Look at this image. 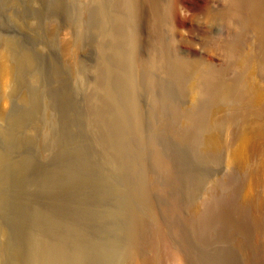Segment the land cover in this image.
<instances>
[{
  "label": "bare ground",
  "instance_id": "bare-ground-1",
  "mask_svg": "<svg viewBox=\"0 0 264 264\" xmlns=\"http://www.w3.org/2000/svg\"><path fill=\"white\" fill-rule=\"evenodd\" d=\"M63 1L0 2L2 13L16 8L10 19L24 30V37L18 30L13 32L25 38H14L4 25L10 19L1 15V26L13 38L7 29H0V264H249L259 260L257 252L258 259L248 257L258 251L251 247L254 241L249 240L254 238L248 229L249 233L244 230L249 242L238 238L246 246L253 244L247 247L253 249L250 252L245 245L239 244L243 249L236 245L238 239L230 231L240 227L242 234L241 226L253 229L249 225L260 217L264 203V0H89L88 11L77 3L71 17L72 9H66L76 2L65 8ZM83 10L89 14L86 24L94 36L88 35L96 40L99 58L88 54L92 65L96 60L95 76L87 78L89 89L77 88L89 90L84 98L78 92L84 100L77 101L67 69L63 74L64 66H57L62 61H54L58 56L54 57V50L59 47L64 58L76 52L73 48L78 44L70 46V40L79 33L71 28L76 36L71 35L66 25L79 22V26ZM63 11L65 20H71L60 25L66 24L63 27L72 38L63 39V33L57 39L59 46L54 38L52 48L42 38L40 25L61 20ZM198 27H208L212 36H203L206 30L197 35ZM194 38L203 40V45ZM208 38L220 42V47L210 50L214 46L207 44L212 46L207 49ZM184 44L191 47L183 49ZM50 49L53 55L45 56L43 51ZM83 72L80 69L78 76ZM22 92L24 98L16 99ZM3 112L10 114L5 117ZM51 125L54 138L47 133ZM28 129L36 136L31 139H40L35 144L25 136L34 144L29 146L32 150L27 149L31 142L22 138ZM86 129L99 138L101 147L93 138L96 146L92 142L87 147L85 141V148L83 141L84 148L72 145L71 150V142L89 135ZM48 135L55 144L61 143L58 148L64 144L68 145L63 149L71 148L62 153L55 147L62 154L53 156L52 163L47 160L55 151L48 152L51 159L47 160H42L46 152H40L51 147ZM37 144H42L41 149L35 148ZM34 148L42 159L34 156ZM113 162L120 171L111 174L101 167ZM230 169L233 173L236 169L241 186L245 184L239 186L241 199L253 200L257 208L249 209L251 221L245 212L239 215L246 224L250 221L247 226L238 216L242 212L238 220L234 217L240 204L234 207V199L216 197L217 190L224 194L232 182L241 183L236 174V181L229 180V174L221 179ZM211 185L216 186V196L209 192L215 190ZM208 192L214 196L206 198ZM251 209L259 212L256 220ZM210 228L216 237H209L214 236ZM260 247L256 248L260 251ZM263 261L261 256L257 262Z\"/></svg>",
  "mask_w": 264,
  "mask_h": 264
},
{
  "label": "rangeland",
  "instance_id": "rangeland-1",
  "mask_svg": "<svg viewBox=\"0 0 264 264\" xmlns=\"http://www.w3.org/2000/svg\"><path fill=\"white\" fill-rule=\"evenodd\" d=\"M1 1H3V0H0V2H1ZM69 1H70V2H69ZM74 1L76 2L75 5H73V6L70 5L71 3L74 4ZM88 1H89V0H72V1H71V0H64V1H63V2H64L63 6H64L65 8H66V6H69V5L72 6V7L69 6V7H67V9H66L67 11H69L68 8H69V9H72V10L69 12V13H70L69 16L71 17V16H73L72 14L75 13L73 10L77 9V8H76L77 3H78V4H81L82 7L85 6V9H84V7H83V9H84V10H87L86 7L88 8V6L90 5V3H88ZM107 1H108V0H107ZM67 2H69V3H67ZM82 2H83V3L85 2L87 5H86V4L83 5ZM66 4H68V5H66ZM0 6H1V4H0ZM9 8H10V9L6 10L7 12H3V13H2V10H0V11H1V12H0V18H2V17L4 16V17H6V19L8 20V18L10 19V18L15 14L14 12L16 11V8H15V9H14V7H9ZM84 10H83V11H84ZM13 11H14V12H13ZM87 11H88V10H87ZM10 12H11V13H10ZM210 12H212V13L214 14L213 10L210 11ZM5 13H6V14H5ZM8 13H9V14H8ZM60 13H61V14L63 13V14L66 15V12H65V11L60 12ZM71 13H72V14H71ZM212 13H210L209 16L212 15ZM3 14H5V15H3ZM63 14L59 16V17L62 18L61 20L58 19L59 17H57L58 20L55 19V20H57V21H54V20H53V22H51L52 20L49 22V20L47 19L48 21H44V23H43V27H42V25H40V26H41L40 29H42V30H40V31H41V35L44 34V36L42 35V36H43L42 38H43V39L45 38L44 41H47V42H48V40H49V42L52 43V44H51V46H53L52 48H54V47L56 46V42H57V45L59 46L60 41L57 40V39H59V37L61 38V36L64 35L63 33H65L66 35H64V36L62 37L63 39L66 37L65 39H67V40L69 41V39H71V38L73 37V39H71L72 41L70 40V42H72V43L69 42V43H70V46H73V45H71V44H74V43H75V44H78V45H76V46H75V44H74V46L76 47V49H75V47H74L73 49L76 50V52H74V50L72 51V52H74V53H72L73 56H70L71 53L68 52V53H70L69 56H67L68 59H67L66 57L64 58L63 55H61V54H62V53L60 52L61 49H59V47L57 48V46H56V50L59 49L60 51H59V50H57V51L54 50V52H55V53H54V52L50 49V52H49L48 50H45V51H43V52H44V55H45V54H46V55H47V54H52V55H53V53H54V57H55V55H56V56L58 55L57 58H55L54 61H55V63L57 62L56 64H58V61H62V63L60 64V62H59V65H57V66H58V67H60L61 65L64 66V67H63V66L60 67V68H62V67L64 68V70H63V71H64L63 74H65V71H66V69H67V71H66V74H67L66 78H67V77H68V78L70 77L69 79H67V81H68V82H69V81L72 82V83L69 82V83L71 84V85H70V84H69V85H70L71 89H73V88L75 89V91H76V93H77V95H78V99H77V101H79V97H80V96H81V97L83 96L82 98L86 97V93H85V92L89 91V90H87V89H89V88H88V86H87L85 83L87 82V78H88V81H89V77H88V76H90V80H93V78H92L91 76H93V77L95 76V74H93V71H94L95 69L93 70V67H92V66L96 64V60H95V59H96V58L98 59V58H99V55L97 54L98 57H97V55H96V53H97L96 51H97V50H95V49H96V46H97V45L95 44V41H96L95 38H94V41H93V39L91 40V38H92L94 35L92 34V31H91V30H90V32L88 31L90 25H88V27H87V24H86V23H87L86 21H88V17H87V16L89 15L88 12H86V11H84V13L82 12V17H81V21H80V22H82V23H84V24L80 23V25L82 24L81 26H80V25L77 26V25L79 24V22L77 23V25L72 24L71 26H70V25L67 26L65 23L68 24V23L70 22L71 19L68 20V22H67V20H65V19H67L68 17H67V15H66V16H63ZM1 15H2V17H1ZM9 15H10V16H9ZM7 16H8V18H7ZM63 17H64V18H63ZM65 17H67V18H65ZM210 17H212V16H210ZM85 18H86V20H84ZM63 19H64V20H63ZM209 19H211V18H209ZM0 20L2 21V19H0ZM1 21H0V22H1ZM9 21H10V22H9ZM62 21H63V22L66 21V22L64 23V25L61 26L60 24H62ZM45 22H46V23H45ZM55 22H57V23H55ZM59 22H61V23H59ZM9 23H10V24H9ZM14 23H15V22H14V21L11 22V19H10V20L6 21V23H4V25L7 26V28H8L9 30L11 29L10 31H11V34H12V36H13L14 38H16V37L19 36L17 39H19V40L25 39V38H22V36L24 37V34L21 33V32H24V30H23V31L20 30L19 27H18L19 25L16 24V23L14 24ZM71 23H72V21H71ZM210 23H211V22H210ZM6 24H7V25H6ZM44 24H46V26H45ZM55 24H57V25H55ZM58 24H59V25H58ZM88 24H90V23L88 22ZM4 25L1 26V24H0V29H2V27L5 28ZM13 25H16V26H13ZM54 25H55V26H54ZM65 25H66V28L68 27V29H69V30L66 29L67 32H68V31H69V32L71 31V33H72V34L70 33L71 35H73L74 33H76V32H73V31L76 29V31H77L76 34L79 33L78 35H79L81 38H83V37L85 38V36H86L87 38H85V41H84L83 39H82V40H81V39L78 40V39H77V38L79 37L78 35H77V36H78L77 38H76V37L74 38V36L71 37L70 34L67 35L68 33L65 31V29H64L65 27H63V26H65ZM44 26H45V27H44ZM57 26H58V29H59V30L56 29ZM69 26H70V27H69ZM74 26H76V27H74ZM9 27H11V28H9ZM16 27H17V28H16ZM54 27H56V28H54ZM60 27H63V28H60ZM77 27H78V28H77ZM79 27H80V28H79ZM83 27H84V29H83ZM7 28H5V29H7ZM49 28H50V29H49ZM52 28H53V29H52ZM71 28H75V29H71ZM87 28H88V29H87ZM199 28H200V27H198V29H196V30H197V33L200 32V31H202V32H200V33H203V32L206 30V32H204L205 35L203 34V36H205V37H206L207 35L209 36V35L212 34V33L209 31V28H208V27H206L207 29L205 28V29H201V30H200ZM5 29H4V30H5ZM8 29L5 30V31H8ZM44 29H45V30H44ZM47 29H48V30H51V29H52V32L49 33L50 31H47ZM63 29H64V30H63ZM80 29H81V30H80ZM86 29H87V30H86ZM90 29H91V28H90ZM13 30H15V31L18 30L19 34L22 35V36L20 37V35H19L17 32H15V31L13 32ZM53 30H54V32H53ZM72 30H73V31H72ZM84 30H85L86 32H84ZM10 31H8V33H9ZM44 31H45V32H44ZM55 31H56V32H55ZM64 31H65V32H64ZM79 31H80V32H79ZM207 31H209V32H207ZM25 32H26V31H25ZM81 32H82V33H81ZM8 33L6 32V35H7ZM13 33H14V34H13ZM15 33H17V34H15ZM48 33H49V34H48ZM55 33H57V34H55ZM61 33H62V34H61ZM80 33H81V35H80ZM90 33H91V34H90ZM206 33H207V34H206ZM210 33H211V34H210ZM11 34L9 33L8 35L10 36ZM25 34H26V33H25ZM76 34H74V35L76 36ZM86 34H87V35H86ZM88 34L93 35V36L91 37V36L88 35ZM8 35H7V36H8ZM14 35H15V36H14ZM16 35H17V36H16ZM197 35L200 36L199 33H198ZM197 35H196V36H197ZM12 36H10L11 39L13 38ZM45 36H46V37H45ZM52 36H53V37H52ZM89 36H90V38H89ZM208 36H207V37H208ZM211 36H212V35H211ZM70 37H71V38H70ZM54 38L56 39V42H55V39H54ZM43 39H42V40H43ZM87 39H88V40H87ZM19 40H18V41H19ZM26 40H27V38H26ZM60 40H61V39H60ZM75 40L77 41V43H76ZM89 40H90V41H89ZM193 40L195 41V43H198V42H199L198 44L202 43V44H200V45H203V40H202V42L200 41V39L197 41V40L194 38ZM212 40H213V41H212ZM212 40H209V38H208V40H205V41H204V45H205V44H206V45H207V44H208V45L211 44L212 46H214L213 49H210V48H212V46H211V47H210V46L208 47V45H207V49L209 48L210 50H217V49L220 47V44H219L220 42L215 41L213 38H212ZM51 41H53V42H55V43H53V42H51ZM73 41H75V42H73ZM81 41H82V43H81ZM86 41H87V42H86ZM91 41H92V42H91ZM208 41H209V43H208ZM214 41H215V42H214ZM90 42H91L92 44H91ZM93 42H94V43H93ZM210 42H211V43H210ZM213 42H214L215 45L213 44ZM82 44H83V45H82ZM93 44H95L96 46H94ZM216 44H218L219 46H216ZM54 45H55V46H54ZM87 45H88V46H87ZM185 45H186V44H184V47H182V46H181V47H182L183 49H184V48H189V47H191V45H189V44H187L188 46H187V45L185 46ZM206 45H205V46H206ZM78 46H79V47H78ZM68 47H69V45H68ZM77 47H78V49H77ZM89 47H90L92 50H91ZM216 47H218V48H216ZM50 48H51V47H50ZM69 48H70V47H69ZM80 48H81V49H80ZM93 48H94V52H93ZM193 48L195 49V46L192 47V49H193ZM215 48H216V49H215ZM70 49H71V48H70ZM70 49H68V50L70 51ZM47 51H48V53H47ZM51 51H52V52H51ZM92 52H93V54H95L96 57H93L94 55L92 54ZM95 52H96V53H95ZM56 53H59V54H56ZM72 54H71V55H72ZM88 54L90 55L89 58H91V57H92V58H95V59H93V60L95 61V62L93 61V63H95V64H93V65L91 64V62H92L91 60H92V59H89V60H88V58H87V56H89ZM46 55H45V56H46ZM74 55H75V56H74ZM211 55H212V54H211ZM49 56H50V55H49ZM60 56L62 57V59H61ZM204 56H205V55H204ZM47 57H48V56H47ZM69 57H70V59H69ZM58 58H59V59H58ZM73 58H74V59H73ZM56 59H58V61H57ZM60 59H61V60H60ZM86 59H87L88 61H87ZM72 60H73V63L75 62V63H77V64H74V65L72 66V65H71V64H73V63H72ZM76 60H77V61H76ZM82 61H83V62H82ZM90 61H91V62H90ZM89 62H90V63H89ZM97 62H98V60H97ZM81 63L84 64L83 67H82V64H81ZM88 65H89V66H88ZM79 66H80V67H79ZM75 67H76V68H75ZM86 67H87V68H86ZM89 67H90L91 70L89 69ZM91 67H92V68H91ZM69 68H71V69H69ZM73 68H74V70H73ZM78 68H79V69H78ZM94 68H96V67H94ZM80 69L82 70V72H83V71L85 72V73H84V72H83V73H80L81 75L79 74L80 77L82 76V77H81V78H82V82H81V80H80L81 78H79V76H78V74H77L78 71H80ZM84 69H85L86 71H85ZM75 70H76V72H75ZM87 70H88V71H87ZM70 71H71V72H70ZM73 72H74V73H73ZM75 73H76V74H75ZM91 73H92L93 75H91ZM68 74H69V75H68ZM84 74H85L87 77H86ZM83 75H84V76H83ZM77 76H78L79 79L77 78ZM85 79H86V80H85ZM35 80H36V79H35ZM75 80H77V81H75ZM79 81L81 82V83H80V86L78 85V82H79ZM34 82H36V81H34ZM75 82H76V83H75ZM83 82H84V83H83ZM73 83H74V84H73ZM75 84H77L78 86L75 85ZM73 85H74V86H73ZM72 86H73V88H72ZM75 86H77V87L75 88ZM82 86L84 87V89H85V87L87 86V87H86V88H87V89H86L87 91H84V92H83L84 89H83ZM78 87H79V88L82 87L81 89H83V90L79 91L80 89H79ZM77 88H78L79 90H78ZM77 90H78V91H77ZM78 92H79L80 96H79ZM80 92H82L83 95H81ZM76 93H75V92L72 93V94H75V95H73L75 98L77 97ZM87 93H88V92H87ZM18 94H19V93H17V97L15 96L16 99L24 98V97H21V96H24V93H23V92H22V95L19 94V97H18ZM81 97H80V98H81ZM82 98H81V99H82ZM82 100H84V99H82ZM25 102H26V101H25ZM80 102H81V100H80ZM9 103H10V102H9ZM9 103H8V108L6 107L7 110H6V109L4 110L5 112L7 111V113H8L9 110H11V109H9L11 103H10V105H9ZM45 103H46V100H45ZM26 105H28V104H26ZM184 105H185L186 107H188V103H184ZM11 108H12V107H11ZM8 109H9V110H8ZM5 112H3V113H5ZM9 112H10V111H9ZM3 113H2V116H3V117L5 116V114H6L5 117H7V115L9 116V114H10V113H9V114H7V113L3 114ZM46 113H47V114H46ZM46 113H45V114H46L45 116H46V118L48 119V117H50V113H49V111H46ZM48 113H49V114H48ZM5 117H4V118H5ZM52 119H53V118H49V119H48L49 122L52 121ZM3 121H4V120H3ZM53 121H54V119H53ZM53 121H52V122H53ZM52 122H50V123H51L52 125H54V122H55V121H54L53 123H52ZM52 125H51V126H52ZM54 126L56 127V125H54ZM88 126H89V125H87V128L91 129V128L88 127ZM55 127H53V126H52V128L50 127V129H48V131H49V130H51V131L53 130V131H54V130H55ZM91 127H92V126H91ZM91 130H93V128H92ZM26 131H29V133H28V132L25 133ZM26 131H25L24 133H25V134H28V135H23L24 137L21 136L22 138H24L23 141H25V143H28V142H31L30 140H33L32 142H35V144L38 143L37 141H39L40 139L37 140V141L35 140V139H38V138H35L36 136L34 135V132L32 131V132H33V134H32L31 130H29V129L26 130ZM48 131H47V133H49V135H51V133L53 132V131H52V132H51V131L48 132ZM93 131H94V130H93ZM30 132H31V133H30ZM45 132H46V130H45ZM50 132H51V133H50ZM89 132H90V130L88 131V130L86 129V133L88 134ZM24 133H23V134H24ZM54 133H55V132H54ZM90 133H93V132H90ZM90 133H89L90 136H89V135H88V136L85 135L86 138L84 137L85 139L83 138V140H81V139H82V138H81V139H80L81 141H80V140H79V141L77 140V141H78V142H77V141L75 140L76 143H75V141H74V143L76 144V146H75V144H72V142L70 143V145H68V144H67V145H68L69 147H71L72 145H74V146H72V147H73V148H76V149H78V148H77V145H78L79 148H80V147H83V145H85V148H87V147H92V145L90 146L89 143L91 144V143L93 142V143L95 144V146H96V142H94L95 139H96V141L98 142L97 145H99V144H100V143H99V140H98L99 138H98V139L95 138L96 135H95V137H93V136H94L93 134H92L93 136H91ZM29 134H30V135H29ZM32 135L35 136V137H33L34 139H33V138L31 139ZM46 135H47V134H46ZM49 135H48V137H47V136L45 137L46 140H47L49 137H50L49 139H51V138L54 136V134L51 135L52 137L49 136ZM25 136H28V137L30 136V137H29L30 140L28 139V140H29V141H28V140H27L28 137L25 138ZM54 137H56V136H54ZM54 137H53V138H54ZM91 137H92V138H91ZM88 138H91V139L89 140ZM93 138H95L94 141H93ZM25 139H26V140H25ZM26 141H27V142H26ZM51 141L53 142L54 139H51ZM83 141H84V144L82 143V144H83V145H82L81 142H83ZM85 141L88 142V145H89V146L87 145V147H86L87 142H85ZM32 142L29 143L28 147H27V145H26L27 149L29 148L30 150H32L33 147H32V148L29 147V146H31V145L34 146V144H32ZM52 142H51V147H52V148L49 146L50 148L47 147V149H46V150H48V151L42 150V149L40 148V147H42V144H40V146H39L38 144L35 146V148H37V147L39 146V148L41 149V151H40V150H38V151H40V152H42V151L46 152V155H45V153H44V154L42 153V155H43V156L45 155L46 157H43V159L41 158V155H40L41 153L39 152V153H40V154H39V153L36 152V150H37L38 148H37V149L34 148V150H33V151H35L34 153H37V154H35L34 156L37 157V158H41L42 160H44V159L47 160V158H48V159H51V156H52V159H51V160H47V161H50L49 163H52L51 161L54 162V160H53V156H54V158L56 159V157H59V155H61L63 152L66 151V152L68 153L69 149L72 148V147H71V148L67 147L68 150L63 149L64 146H65L66 144H64L63 146H61V147L58 148V147L56 146V144H58V146H60L61 143H60V144H59V143H56V144H55L54 142H53V143H52ZM39 143H41V141H40ZM77 143H78V144H77ZM52 144H53L54 146H53ZM79 144H80V146H79ZM67 145H66V146H67ZM66 146H65V147H66ZM55 147H57L58 150L62 148L63 151H59V152H62V153H59V152L57 153V152H56L57 148H56V150H53ZM99 147H101V144H100ZM73 148H72L71 150H73ZM83 148H84V147H83ZM49 149H50L51 151H49ZM89 149H91V148H89ZM106 149L109 150L108 148H106ZM106 149H101V150L104 151V152H106V151H105ZM71 150H70V152H71ZM97 150H98V149H97ZM28 151H29V150H28ZM33 151H32V152H33ZM52 151H55L56 154H52V155H51V154H48V152L50 153V152H52ZM91 151H92V150H91ZM95 151H96V150H95ZM29 152H30V151H29ZM32 152H31V154H32ZM55 152H54V153H55ZM70 152H69V153H70ZM108 152H111V151H108ZM67 153H66V154H67ZM38 154L40 155V157H38ZM58 154H59V155H58ZM36 155H37V156H36ZM50 155H51V156H50ZM63 155H65V154H63ZM34 156H33V157H34ZM55 156H56V157H55ZM67 156H68V154H67ZM70 156H71V155H70ZM72 156H73V155H72ZM49 157H50V158H49ZM113 164H114V162H113ZM101 165H102V166H101ZM101 165H100L101 167H103V166L106 167L105 169H106L107 171H109V173L111 172V174H112V172H116L117 170H119V168H118V169L116 168V165H117V164L112 165V164H108V163H103V164H101ZM108 165H109V167H112V166L114 167V166H115V169H114L113 167H112L113 169L107 167ZM110 165H112V166H110ZM215 168H217V167H215ZM109 169H110V170H109ZM119 171H120V170H119ZM228 171H230L231 174H230ZM228 171H226L227 173L225 172V173H223V174H221V175H220V174H218V175H220L221 179H222V176H223V177H225V176L228 177L229 175H231V176L228 177V179H229V180H232L233 178L236 177L234 174H236V175L239 174L238 171L236 172V169H235V172H234V173H233L234 169H232V172H231V169L228 170ZM232 173H233V174H232ZM237 173H238V174H237ZM228 174H229V175H228ZM227 175H228V176H227ZM233 176H234V177H233ZM238 176H240V175H238ZM238 176H237V179H240V178L242 179L241 176H240V177H238ZM224 179H226V180H224L225 182L228 181L227 178H224ZM237 179H236V180H237ZM241 179H240V180H241ZM261 179H263V177H262ZM261 179H260V180H261ZM233 180H234V179H233ZM233 180H232V181H233ZM236 180H234V181H236ZM260 180H259V182L262 181V180H261V181H260ZM238 181H239V180H238ZM238 181H236V182H238ZM236 182H232V183H231L232 187H231V186H230V187H231L233 190H232L230 187L228 188V191H225V190H224V194H225V195L229 193V195L232 196V197H230L229 195L224 196V194L221 193L220 189L217 190V192H216V189H215L216 186H215V188H214V185H211L212 188L210 187V189L212 190V189L214 188L215 190H212V191L209 190V192L211 193V192L215 191V192L217 193V194H216L217 196L215 195V192H213V193H214V195L218 198L219 201H222V200H223V201H226V200H227V197H228V200H229V198H230V200H231V198L234 199V203L232 202L233 200L231 201L232 206H234V207H235V205L237 206V205L240 204V205H239L240 208H239V206H238V209H237V210H234V217H235L236 220H238V216H239V215H244L243 212H245V214H246V215H244V216L247 217V215H248V216L250 215V214H249V213H250V210H249V209H250L251 207H252V209H257V208H255V207L253 206L254 203H253V200H252V199H251L252 201H250V199H247V200L250 201V203H249V201H245L244 199H243V200L241 199V194L239 195L238 192L240 193V192L242 191L241 189L244 187L245 184H244L243 186H241V184H242V182H243L242 180H241V183H240V181L238 182L239 184H237ZM214 184H215V183H214ZM259 184H261V183H259ZM233 186H234L236 189H235ZM239 186H241L242 188L239 187ZM217 187L219 188L218 185H217ZM237 187H238L239 189H237ZM229 190H232V193H233V194L237 192V195L239 196V198H238V196L235 195V194H234V195H233V194H230L231 191H229ZM236 190H239V191H236ZM209 192H208V195L206 196V198H208V197H210V196L213 195V193H212V194H210V196H209ZM222 192H223V191H222ZM225 192H226V193H225ZM218 193L221 194V196H222V194H223V196L221 197L220 195H218ZM67 194H69V193H67ZM214 195H213V196H214ZM234 196H237V199H238V200L235 199L236 197H234ZM206 198H203L202 200L204 201V199H206ZM209 199H210V198H209ZM239 199H240V200H239ZM206 200H208V199H206ZM228 200H227V201H228ZM230 200H229V201H230ZM237 201H239V202L242 201V202L239 203V202H237ZM236 202H237V204H236ZM245 202H246V203H245ZM263 202H264V201H263ZM242 203H243V204H242ZM251 203H252V204H251ZM246 204H247L248 206H247ZM250 204H251V205H250ZM95 205H97V204H95ZM95 205H94V208H95ZM99 206H100V205L96 206L97 209H100ZM98 207H99V208H98ZM245 207H246V208H245ZM236 208H237V207H236ZM247 208H248V209H247ZM241 209H242V211H241ZM252 209H251V214L253 213V216H254V218H255V220H256V217H258V216H256L257 213L259 214V212H260V214H262L261 211H262V209H264V203H263L262 209H261L259 212H257V210H256V212H252ZM236 211H237V212H236ZM239 211H240V213H241V212H242V213H241V214H238ZM246 211H247V213H246ZM253 211H255V210H253ZM254 213H256V214H254ZM263 213H264V211H263ZM237 214H238V216H237ZM260 214H259V216H260L259 218H261V220H260L259 218H258V219H259V221H260L261 223L257 221L258 219H257L256 221H254V218H253L252 220H253L254 222L252 221L253 223H250V225H249V226L252 225V227L255 226V227H256V228L254 227L255 229H254V228H253V229H250V227L247 226V225L249 224V222L251 221V218H250V219H249V217L246 218V219L250 220V221L247 222V224H246V222H245L246 219H243V218H242V217H244V216H242V217L239 216V218L241 217V218H240L241 221H244V222H245V223L242 222V224L248 227V228H247V227L245 228V227H242V226H241V229H242V230L245 229L246 232L249 231V232H250V236L253 235L254 240H252V241L249 240V241H250V242H253V241H254V245L251 244V243H249V245H250V246L253 245V246H251V247L254 248L255 250H258V251H254L253 249L248 248L249 250H253V251H251V252H253V253H250V255H249L248 257H249V259H250L251 255H252L253 258H255L254 256H255V254H256V252H257V253L259 254V257H260L259 260H257V261H260V260H261V256H262V261L264 260V256H263V255H264V254H263V251H264V250H263V247H264V242H263V241H264V233H263V232H264V231H263V230H264V228H263V227H264V218H263V217H264V216H263V214H262V216H263V217H262ZM253 216H252V217H253ZM236 217H237V218H236ZM250 217H251V215H250ZM244 218H245V217H244ZM240 219H239V220H240ZM255 222H258V223H255ZM254 223H255V225H253ZM257 224H258V225H257ZM261 225H262V226H261ZM259 226H260V228H259ZM239 228H240V227H239ZM239 228L237 227L236 229H232V230L230 231L231 234H232V232H235V233H234V234H235V237L238 239V240H235L236 242L238 241V243H237V244L234 243V244H236V245H239V244H240L241 246H242V245H245V246H246V244H245L244 242L242 243V240H245V242L247 243L248 239H250V236H247V235H246L245 230H244V231L241 230V231H242V234L245 233V234H243V235H245L247 238H245V236H242V234L240 233V229H239ZM210 229H211L212 232H210V230H209V232H210L211 234H213L214 236L211 235V236H209V237H210V238H211V237H212V238H213V237H216V235H217V234H216V231L214 232L213 228H210ZM238 229H239V231L237 232ZM247 229H248V231H247ZM249 229H250V230H249ZM235 230H236V231H235ZM251 230H253V231H251ZM213 232H214V233H213ZM249 232H248V233H249ZM210 233H209V235H210ZM248 233H247V234H248ZM259 233H260V235H258ZM234 234L232 235V237L234 236ZM240 234H241V235H240ZM237 235H238V236H237ZM262 235H263V236H262ZM256 236H257V237H256ZM259 236H260V237H259ZM238 237L242 238V240L239 239ZM248 237H249V238H248ZM251 238H252V237H251ZM233 239H234V237H233ZM261 240H262V241H261ZM249 241H248V242H249ZM260 242H261V244H260ZM262 243H263V245H262ZM258 244H259V247L261 246V247H260V251H261L262 254L259 253L260 251H259V249H257V248H259V247H258ZM240 245H239V246H240ZM247 245H248V244H247ZM239 246H236V247H238L237 249H240L241 246H240V247H239ZM250 246H246V249H247V247H250ZM242 247H243V246H242ZM242 247H241V249H243ZM256 247H257V248H256ZM244 249H245V248H244ZM248 249H247V250H248ZM261 249H262V250H261ZM247 250H245V251H247ZM249 250H248V251H249ZM235 252H236V249H235ZM249 252H250V251H249ZM254 252H255V254H254ZM258 254H256V256H257ZM256 258H257V257H256ZM256 258H255V259H256ZM257 259H258V258H257ZM254 261H255V263L257 262L256 260L252 259V260L249 261V264H250L251 262H252L253 264H255ZM252 263H251V264H252ZM240 264H241V263H240ZM256 264H264V261H263V263H262V262H257Z\"/></svg>",
  "mask_w": 264,
  "mask_h": 264
}]
</instances>
